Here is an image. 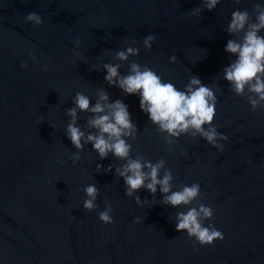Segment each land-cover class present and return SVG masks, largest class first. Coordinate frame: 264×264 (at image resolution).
<instances>
[{
  "label": "water",
  "instance_id": "1",
  "mask_svg": "<svg viewBox=\"0 0 264 264\" xmlns=\"http://www.w3.org/2000/svg\"><path fill=\"white\" fill-rule=\"evenodd\" d=\"M0 264H264V0H0Z\"/></svg>",
  "mask_w": 264,
  "mask_h": 264
}]
</instances>
